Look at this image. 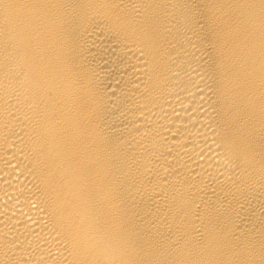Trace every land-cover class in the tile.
<instances>
[{
	"label": "bare ground",
	"instance_id": "1",
	"mask_svg": "<svg viewBox=\"0 0 264 264\" xmlns=\"http://www.w3.org/2000/svg\"><path fill=\"white\" fill-rule=\"evenodd\" d=\"M0 264H264V0H0Z\"/></svg>",
	"mask_w": 264,
	"mask_h": 264
}]
</instances>
